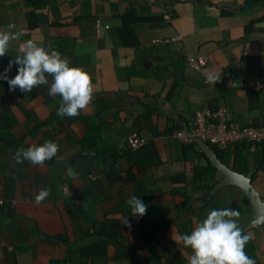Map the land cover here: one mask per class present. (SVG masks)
<instances>
[{"label": "crops", "instance_id": "crops-1", "mask_svg": "<svg viewBox=\"0 0 264 264\" xmlns=\"http://www.w3.org/2000/svg\"><path fill=\"white\" fill-rule=\"evenodd\" d=\"M9 24L23 35L0 73L24 41L51 43L89 72L94 97L79 116L60 117L52 77L26 93L0 79V264H188L179 237L225 208L240 212L245 252L264 264L263 228L247 230L249 204L218 187L211 163L241 175L240 144L218 150L180 136L200 111L216 114L215 125H264V0H0V30ZM188 55L208 60L206 76ZM132 133L147 141L142 150L129 148ZM49 140L59 150L44 166L15 162L18 148ZM251 147L262 163L249 161L247 174L264 203V148ZM42 188L50 195L36 205ZM133 196L147 205L142 217L131 215Z\"/></svg>", "mask_w": 264, "mask_h": 264}, {"label": "clouds", "instance_id": "clouds-1", "mask_svg": "<svg viewBox=\"0 0 264 264\" xmlns=\"http://www.w3.org/2000/svg\"><path fill=\"white\" fill-rule=\"evenodd\" d=\"M13 28L15 25L9 24L6 30H0V57L7 54L12 41L19 40L23 35V30L14 32ZM18 51L20 55L10 60L0 73V79L7 81L10 91L18 88L24 93L31 92L35 87L49 85L50 76L52 82L48 94L60 97L58 116L76 117L89 106L94 97V85L91 75L83 67L70 66L72 62L68 57L62 56L51 43L44 46L43 41L28 39L19 45ZM14 64L18 65L17 74L9 78L7 74ZM219 80L214 74L207 76L210 83L215 84ZM58 150L59 145L49 140L41 145L18 148L13 158L17 164L28 161L42 167L56 156ZM49 195L50 189H40L34 203L40 205ZM127 204L131 208V215L142 217L146 214L147 205L140 198L130 197ZM239 216L240 212L234 208L213 209L190 234L181 235L179 242L191 249L188 264H256L245 252L251 237L243 234L238 224Z\"/></svg>", "mask_w": 264, "mask_h": 264}, {"label": "built area", "instance_id": "built-area-1", "mask_svg": "<svg viewBox=\"0 0 264 264\" xmlns=\"http://www.w3.org/2000/svg\"><path fill=\"white\" fill-rule=\"evenodd\" d=\"M107 27L108 26H106V28ZM102 29L101 27L98 28V36H101ZM187 64L202 77L206 76L209 71L208 60L204 57L196 58L188 55ZM216 117V114H210L208 111L197 112L189 134H180L183 143L189 145L199 141L213 146L218 150H223L228 145L232 144L247 143L253 147L264 144V125L260 126V128L246 129H241L232 125L227 127L224 124L215 125L213 118ZM127 143L129 148L133 151L147 145V141L137 133L129 135ZM0 204L2 205L3 202H0Z\"/></svg>", "mask_w": 264, "mask_h": 264}, {"label": "water", "instance_id": "water-1", "mask_svg": "<svg viewBox=\"0 0 264 264\" xmlns=\"http://www.w3.org/2000/svg\"><path fill=\"white\" fill-rule=\"evenodd\" d=\"M198 144L200 147L207 148L205 144L199 142ZM211 160L212 166L219 169L220 173L223 175V180L218 187L224 188L226 186H233L237 188L249 204L252 212V220L249 223L247 230L261 226L264 232V203L261 202L258 194L251 185L252 174L249 173L246 176L238 175L222 166L217 159L211 158Z\"/></svg>", "mask_w": 264, "mask_h": 264}, {"label": "trees", "instance_id": "trees-1", "mask_svg": "<svg viewBox=\"0 0 264 264\" xmlns=\"http://www.w3.org/2000/svg\"><path fill=\"white\" fill-rule=\"evenodd\" d=\"M256 148H258V150L261 151V149L264 148V144L258 145V146H256ZM140 149L142 150V148H140ZM140 149H138V150L140 151ZM250 149L252 150V147L250 146V144L247 145V143H242V144H240L239 147H236L234 149V165H236L235 168H237V165H239V164L240 165H243L245 167V168L243 167L242 169H239V168L236 169L237 172L240 173L241 175L242 174H245L246 175L248 173L247 166L249 164V161L252 160V157H254L253 155L252 156H249ZM135 151L137 152V150H135ZM242 151H244V152H242ZM246 152H248V155H245ZM260 157H261V154L258 155V161L256 160V162H254L252 160V162L257 167L260 166L261 163H262V162L260 163V161H259L260 160Z\"/></svg>", "mask_w": 264, "mask_h": 264}]
</instances>
